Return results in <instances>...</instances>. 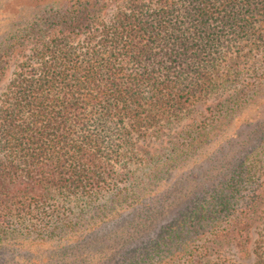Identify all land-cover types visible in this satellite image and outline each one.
I'll list each match as a JSON object with an SVG mask.
<instances>
[{
  "label": "trees",
  "instance_id": "trees-1",
  "mask_svg": "<svg viewBox=\"0 0 264 264\" xmlns=\"http://www.w3.org/2000/svg\"><path fill=\"white\" fill-rule=\"evenodd\" d=\"M96 3L65 0L0 31V75L15 63L0 92V250L14 251L25 240L61 244L71 233L98 235L115 215L114 230L87 242L98 256L76 255L75 264L88 257L90 264H240L251 257L264 264V149L255 155L261 166L249 161L264 141V76L207 107L213 120L205 115L177 134L184 147L173 154L200 169L181 177L174 193L166 189L160 206L154 199L118 215L143 195L130 181L126 191L117 188L126 179L115 169L132 149V132L175 120L210 93L217 56L241 40L264 38V0H128L109 21ZM244 104L255 106L256 116L232 140L218 137ZM198 150L210 156L204 167ZM172 161L163 168H173ZM159 169L148 176L158 178ZM78 190V200L87 199L77 202L72 219L50 212L55 197ZM105 190L111 194L100 201ZM200 192L204 204L159 228L169 200L179 205ZM31 213L39 223L18 228ZM143 216L147 225L137 223ZM223 247H235L238 261L217 256Z\"/></svg>",
  "mask_w": 264,
  "mask_h": 264
},
{
  "label": "rangeland",
  "instance_id": "rangeland-1",
  "mask_svg": "<svg viewBox=\"0 0 264 264\" xmlns=\"http://www.w3.org/2000/svg\"><path fill=\"white\" fill-rule=\"evenodd\" d=\"M64 2L65 0H0V31L1 29L10 26L15 19L17 20V23H21L20 25L26 24L27 22L33 20L32 17L35 11L37 12L39 9L46 10L51 5L61 4ZM96 4L98 7L100 5L101 18L105 21H109L119 7L123 9L127 6L128 0H97ZM261 22L262 21L258 24H262ZM261 32L264 33V31ZM26 52H28V49ZM15 55V58L20 59L22 54L16 53ZM14 65L15 63H11L6 72L3 75H0V92L8 83L11 73L14 70ZM213 72L217 78V84L215 87L210 91V93L203 96L202 99H199L193 105H189L186 109H184V112H182L177 119L170 122L163 120L154 126H150L141 133L132 132L130 134L132 149L127 153V156L123 158V162L125 164L123 166L117 165L115 167L116 174H118L119 177L125 176L126 182L120 183L117 188L122 189V191H126L125 187L129 184L127 181H130L131 184L134 185V190L141 192L143 196L141 198H134V203L130 206V208L123 210L118 215L123 216L127 214L130 216L132 215L134 209H140L143 204L151 202L154 199L157 201L156 206H160L162 204V200L159 199V196L163 195L167 191L166 189L170 188V194L174 193L173 191L175 189H172L181 177H184L191 169L199 171L200 168L194 169L191 166L189 168L186 166L185 162L181 161V158H184V154L180 157L173 154V148L175 146L179 147L177 150L179 153L184 147L183 144L180 143L182 139L178 141L177 134L190 126L195 127L201 123V120L205 115H207L206 118H209L208 121L213 120L214 114L210 113V110L207 109V107L223 101L227 98V96L234 95L237 90L241 88L242 84L259 81V78L264 76V38L255 39V37H251L249 39L241 40L237 43V45H233L232 47L225 49V54H220L214 60ZM225 102L226 101H223L222 103ZM255 112H257L255 106L244 104L236 111V115L234 116L232 122L227 125L224 124L223 129L220 133L218 132L217 135L220 134L221 136L223 135L224 138L232 140V138L236 135V132L239 133L240 130H242L244 122H246L247 118L256 116ZM217 135L215 137H217ZM211 142H213V140H209L207 144L208 147L212 146ZM263 145L264 141L262 142V147L259 148L254 146L250 150L253 152L251 153L252 156H250L249 161H254L256 166L262 165L255 155L263 153L261 152V149H264ZM203 151L204 150L195 154L199 162V166L202 167H204L206 164L205 162H207L208 158H210V156H204ZM173 156L176 157L171 158ZM169 160L176 161L173 163L176 165L173 168L164 169L167 166L164 163ZM177 163L180 166H177ZM157 165L160 166V169ZM155 167L159 169L158 178L148 176L151 169ZM142 180L145 181L144 184L138 186L136 183ZM177 186L176 188H178ZM117 188H113L112 190L116 191ZM81 193L82 191L78 190V192L75 193L78 196L71 194L67 199L55 197V199L50 202V212L52 209H56L60 214L57 215V217L65 216L67 219H72L73 212L78 209L77 202L80 201V203H82L85 199H87L86 196H82L78 200ZM110 194L111 190H105L101 191L97 197L100 201H103L106 200ZM169 195L167 196L165 194L163 197L169 200ZM205 198H207V195L204 192H200L199 195L193 196L189 200H179V205L176 204V201L172 202L169 200L171 206L168 212L167 208H165L163 215H165L166 220L165 222H161L159 228L167 223H175L179 219L183 218L192 209L204 204L203 201ZM184 203L186 204L184 205ZM183 205L184 208L180 209ZM64 211L66 214L62 215ZM235 214L237 215L238 211H236ZM31 215L32 216H29L28 214L23 219H20L18 224H16L17 227L24 228L23 226L30 222H34L35 224L39 223L37 216L33 215V213H31ZM117 219V216L113 215L111 216V221L108 225L103 223L99 227L106 228L111 226L109 230H114L115 226L112 224L115 223ZM148 220H150V217L143 216V218H141V220L137 223L146 224ZM163 230L164 228H162V231ZM107 232H104L103 230V233H99L98 235H94L93 231L88 234H68L67 238H65L61 243L70 245L67 251H64L59 243L25 240L21 245H18L14 251H9L8 249L0 250V264H41V262L42 264H75L76 255L84 256L85 254H88L92 258L97 257L98 254L90 250L91 248L87 246V242L90 239H97L96 236L100 237L102 234H106ZM255 237L256 233L252 232L251 241L248 244L249 249L253 247L252 242ZM217 256H227L235 261H238L239 259L235 247H223L220 254ZM92 258L88 257L80 264H90ZM240 264H252V257L246 261L240 260Z\"/></svg>",
  "mask_w": 264,
  "mask_h": 264
}]
</instances>
